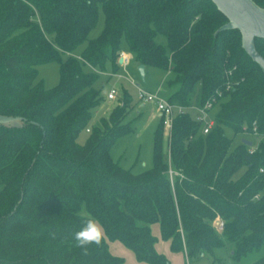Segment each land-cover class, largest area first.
I'll return each instance as SVG.
<instances>
[{
    "label": "trees",
    "instance_id": "obj_1",
    "mask_svg": "<svg viewBox=\"0 0 264 264\" xmlns=\"http://www.w3.org/2000/svg\"><path fill=\"white\" fill-rule=\"evenodd\" d=\"M99 11L103 27L88 37ZM226 20L211 0H0V114L20 117L0 122V264H123L107 240L138 261L169 264L155 249L153 222L188 259L227 243L234 259L256 251L251 264H264V72L237 29L215 33ZM121 38L137 65L172 73L166 98L185 107L172 120L168 160L159 117L151 163L137 172L110 153L132 130L126 89L77 142L103 99L99 73L118 66ZM254 44L264 58V39ZM51 61L59 80L44 88L36 66ZM212 96L213 125L202 133L197 108ZM226 128L253 135L242 137L251 144H232ZM86 217L104 236L85 250L73 233Z\"/></svg>",
    "mask_w": 264,
    "mask_h": 264
},
{
    "label": "rangeland",
    "instance_id": "obj_2",
    "mask_svg": "<svg viewBox=\"0 0 264 264\" xmlns=\"http://www.w3.org/2000/svg\"><path fill=\"white\" fill-rule=\"evenodd\" d=\"M102 27L103 14L99 11L97 23L95 27L89 31L88 37L96 36ZM156 40L164 43L165 37L161 34H157ZM119 47L120 51L124 52V55L128 57V62H119L114 72L110 64H107L105 72L99 73L100 75L96 82V86L103 84L101 90L103 99L92 109L90 118L77 137V142L80 144L84 142L88 134L86 128L90 129L93 126L99 125L101 117L106 116L109 110L118 103L123 90L126 89L132 99L133 105L124 121H129L131 123L132 130L117 140L111 147L110 153L113 161L125 168L130 167L132 171L137 172L147 168L151 163L153 134L160 121L154 104L143 102L142 99L139 98V89L153 92L157 91L163 97H168L172 89L168 86V80L172 77V73L158 67L147 66L144 69V78L142 79L137 70V62L128 50L123 38L120 40ZM78 51L79 48L75 49L73 54L77 55ZM119 57L118 55V59ZM36 69L37 79L42 80L44 88H50L58 82L59 64L57 62L51 61L42 63L37 65ZM109 89L115 90V98L112 100L107 99L105 95V92ZM192 99L194 100V97ZM194 104L195 102L191 103V105ZM189 111L191 113L197 112L196 108L193 107H190ZM212 111H209L208 115L206 114V119L207 117H212ZM225 133L233 138L232 144L237 143L242 137L253 140V135L251 136L247 133L234 135L230 128H226ZM162 136V156L165 160H168L169 137L164 129ZM150 229L152 235L156 238L154 243L155 249L168 258L169 264H251L258 254L261 253L253 251L237 260L230 255L231 245L226 243L224 246L214 248L213 253L206 252L199 257L188 259L183 250H172L169 241L161 238L158 222H153ZM109 243L110 252L122 257L123 264H149L146 261H138L134 253L119 240H114V242L110 240Z\"/></svg>",
    "mask_w": 264,
    "mask_h": 264
},
{
    "label": "water",
    "instance_id": "obj_3",
    "mask_svg": "<svg viewBox=\"0 0 264 264\" xmlns=\"http://www.w3.org/2000/svg\"><path fill=\"white\" fill-rule=\"evenodd\" d=\"M216 8L226 17V22L217 28L215 33L224 29H237L240 33L241 47L248 56L256 62L264 72V58L257 51L254 39H264V6H260L254 0H211ZM119 61L121 59L119 58ZM137 70L144 78V64H138ZM19 116L0 114V122H15ZM250 145L251 140L241 139Z\"/></svg>",
    "mask_w": 264,
    "mask_h": 264
},
{
    "label": "built area",
    "instance_id": "obj_4",
    "mask_svg": "<svg viewBox=\"0 0 264 264\" xmlns=\"http://www.w3.org/2000/svg\"><path fill=\"white\" fill-rule=\"evenodd\" d=\"M124 54H125L124 52L119 53V56H120L119 58L121 59V61H119V59H118V62H120V63H127L128 62V57ZM220 94L221 93L219 91L216 93L217 96H219ZM105 95H106L107 99L112 100L113 98H115V90L109 89L108 91L105 92ZM138 96L140 99H142L143 102H150V103L154 104V106L157 110L158 116L161 118L163 129L167 133V135H169L174 115L176 113L185 111V107H182L180 105H177V104H174V103L168 101V99L166 97H163L157 91L153 92V91L139 89ZM215 98H216L215 96H212L211 98H209L208 100H206L204 102L203 106L197 108L198 112H197L195 117H196V119L201 121V124H202L201 125V132L202 133H207L213 125V118L207 117V119H206V114L208 115V112L212 108V105H213ZM88 130L89 129L86 128V131H88ZM252 130H253L252 133H253L254 137L258 138L259 134L256 131V127L253 126ZM263 135H264V133H263ZM251 151H252V148H251ZM260 171H262V168H260ZM169 173L171 175L173 173V171L169 170ZM174 173H176V172H174ZM212 226L214 227V229L216 231L220 232L223 229L224 220L220 216H216L212 221Z\"/></svg>",
    "mask_w": 264,
    "mask_h": 264
},
{
    "label": "clouds",
    "instance_id": "obj_5",
    "mask_svg": "<svg viewBox=\"0 0 264 264\" xmlns=\"http://www.w3.org/2000/svg\"><path fill=\"white\" fill-rule=\"evenodd\" d=\"M104 230L94 217H86L81 227L73 233L75 246L87 249L91 245L99 246L102 243Z\"/></svg>",
    "mask_w": 264,
    "mask_h": 264
},
{
    "label": "crops",
    "instance_id": "obj_6",
    "mask_svg": "<svg viewBox=\"0 0 264 264\" xmlns=\"http://www.w3.org/2000/svg\"><path fill=\"white\" fill-rule=\"evenodd\" d=\"M145 68H146V67L144 66V69H145ZM160 88H161V87H160ZM109 241H110V240H107L108 248L110 247V246H109V244H110ZM112 242H114V240H112Z\"/></svg>",
    "mask_w": 264,
    "mask_h": 264
}]
</instances>
